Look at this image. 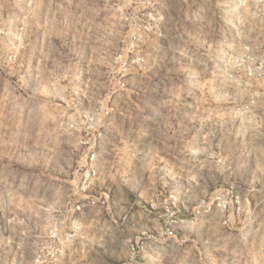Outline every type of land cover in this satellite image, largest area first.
<instances>
[{
    "label": "rangeland",
    "instance_id": "rangeland-1",
    "mask_svg": "<svg viewBox=\"0 0 264 264\" xmlns=\"http://www.w3.org/2000/svg\"><path fill=\"white\" fill-rule=\"evenodd\" d=\"M0 264H264V0H0Z\"/></svg>",
    "mask_w": 264,
    "mask_h": 264
},
{
    "label": "built area",
    "instance_id": "built-area-1",
    "mask_svg": "<svg viewBox=\"0 0 264 264\" xmlns=\"http://www.w3.org/2000/svg\"><path fill=\"white\" fill-rule=\"evenodd\" d=\"M169 233H171V232H169Z\"/></svg>",
    "mask_w": 264,
    "mask_h": 264
}]
</instances>
